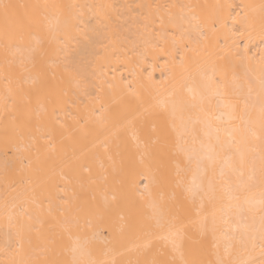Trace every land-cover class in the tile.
<instances>
[{"label": "bare ground", "instance_id": "bare-ground-1", "mask_svg": "<svg viewBox=\"0 0 264 264\" xmlns=\"http://www.w3.org/2000/svg\"><path fill=\"white\" fill-rule=\"evenodd\" d=\"M153 261L264 264V0H0V264Z\"/></svg>", "mask_w": 264, "mask_h": 264}, {"label": "snow or ice", "instance_id": "snow-or-ice-1", "mask_svg": "<svg viewBox=\"0 0 264 264\" xmlns=\"http://www.w3.org/2000/svg\"><path fill=\"white\" fill-rule=\"evenodd\" d=\"M166 222L167 221L165 220L164 215L162 213L158 214V216H157V225L162 227V226H164V224ZM180 236H181L180 229H176L174 232L170 231L169 232V237H167V238H173V243H175V239L179 238ZM152 264H156V262L153 261Z\"/></svg>", "mask_w": 264, "mask_h": 264}]
</instances>
